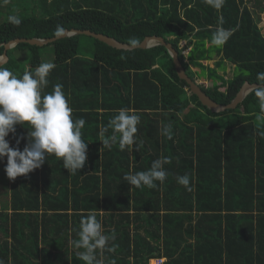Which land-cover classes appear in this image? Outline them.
<instances>
[{
	"label": "trees",
	"instance_id": "16d2710c",
	"mask_svg": "<svg viewBox=\"0 0 264 264\" xmlns=\"http://www.w3.org/2000/svg\"><path fill=\"white\" fill-rule=\"evenodd\" d=\"M263 12L264 0H225L220 9L205 0H9L0 6V55L8 41L54 37L58 26L89 29L123 43L157 35L172 43L196 79L189 59H206L209 49L201 42L211 41L222 26L234 31L223 46H215L222 52L218 64L229 60L239 71L201 87L228 104L245 81L257 83V73L264 71ZM10 17L21 23L13 24ZM80 35L43 45L53 46L50 63L55 65L44 94L63 85L73 119L86 121L81 129L88 143L86 164L69 175L62 158L49 154L39 169L12 181L4 171L6 157L0 160V259L5 264H85L73 241L79 239L81 218L94 214L104 234L116 236L112 252L97 250L102 264H150L162 257L163 264H264L258 98L249 93L236 108L212 111L179 77L165 45L119 49L88 35L93 49L88 56L80 51ZM193 38L196 48L187 51ZM40 47L20 42L8 49L2 65L18 77L34 73L43 63ZM20 48L30 51L28 66L15 56ZM121 108L141 117L135 144L123 151L120 134L109 127ZM166 125H171V139L162 135ZM102 128H108L104 136ZM27 131L17 125L6 138L10 147L22 151ZM113 135L111 148L103 147L102 140ZM19 137L25 139L17 145ZM161 157L170 160L164 165L168 176L156 188H136L124 180ZM185 174L191 190L177 182Z\"/></svg>",
	"mask_w": 264,
	"mask_h": 264
},
{
	"label": "clouds",
	"instance_id": "9594fccd",
	"mask_svg": "<svg viewBox=\"0 0 264 264\" xmlns=\"http://www.w3.org/2000/svg\"><path fill=\"white\" fill-rule=\"evenodd\" d=\"M209 6L220 9L225 0H205ZM10 21L19 25L21 21L10 17ZM223 21L221 19L220 24ZM232 29L222 26L216 28L212 34L211 43L215 46H223L232 36ZM64 29L57 28L56 35L60 36ZM130 49L141 46L138 39L128 42ZM53 63H42L36 67L34 73L26 71L22 76H17L8 68L0 64V160L6 157L4 171L9 180L14 181L19 176H27L39 169L47 160L49 154L62 158L64 169L69 175H76L84 168L87 161L88 143L82 139L81 129L85 124L83 118L73 119L72 108L69 106L63 85L56 84L53 90L44 94L48 85L49 73L54 69ZM257 83L245 86V91L254 94L258 98L260 113L256 116L257 130L264 137V71L257 73ZM140 115L127 108H121L110 120L109 127L114 133H119V148L123 151L127 146L135 144L137 125L140 123ZM17 125L26 128L27 144L21 151L18 147H10L9 134H15ZM108 131L102 128L100 135ZM162 135L172 138L171 125L162 128ZM21 139H16L19 145ZM116 141L115 135L102 140L103 147L111 148ZM138 150V146H137ZM170 162L169 158L161 157L154 160L146 171L128 173L124 176L132 187L141 188L147 186L156 188L157 182L164 183L168 176L164 165ZM177 182L187 190H191L190 177L185 174L177 177ZM78 240L73 244L78 252V257L85 264H102L97 258V250L112 252L116 240L115 233L104 234L102 223L96 215L90 214L81 218L80 228L77 232ZM0 264H5L0 259ZM113 264L115 262L113 261Z\"/></svg>",
	"mask_w": 264,
	"mask_h": 264
},
{
	"label": "water",
	"instance_id": "95a60500",
	"mask_svg": "<svg viewBox=\"0 0 264 264\" xmlns=\"http://www.w3.org/2000/svg\"><path fill=\"white\" fill-rule=\"evenodd\" d=\"M75 34H86V35L93 36V37L98 38L101 41H103V42L107 43L108 45L115 47V48L130 49L128 46V43L120 42L119 40L115 39L114 37H111V36L103 34V33H97V32H94L92 30H89V29H76V28L64 29V33L60 36L56 35V36L50 37V38H38V37L16 38V39L8 41L7 43L4 44L5 49H4L3 54L0 55V64H3L8 60V54H7L8 49L14 47L16 44H18L20 42H27V43H30L33 45L43 46L45 44H48L50 42L55 41L58 38L71 36V35H75ZM158 44H162V45H165L167 47V49L169 50V52L173 58V61L175 64V69H176L179 77L181 79L186 80V82L189 84V88H190L191 92L196 94L198 96L199 100L201 101V103L203 105L207 106L212 111L222 112V111H225L229 108H236L239 105V103H241L244 100V98L250 93V92L245 91V86L255 84V83H251L250 81H245L244 84L242 85V87L240 88V90L238 91V93L236 94V96L231 100L230 103H228V104L218 103L213 98H211L210 95H208L206 93V91H204V89L201 87V84L199 82H197L195 79H193L191 76H189V74L187 73V71H186V69L182 63V60L179 57V53H178L177 49L174 48L172 43L167 42L164 39V37L157 36V35L146 36L141 41V46H139V47L140 48H149L151 46L158 45Z\"/></svg>",
	"mask_w": 264,
	"mask_h": 264
},
{
	"label": "crops",
	"instance_id": "0c3cea01",
	"mask_svg": "<svg viewBox=\"0 0 264 264\" xmlns=\"http://www.w3.org/2000/svg\"><path fill=\"white\" fill-rule=\"evenodd\" d=\"M193 40L195 42L190 44L188 51H191L193 48H196L195 46L197 45V42H196L197 38L196 39L193 38ZM202 43H204V47H205L204 49H209L208 51L205 52V55L207 56V58L206 59H195V60L189 59V63L191 65L192 69H194V71H195V78H196L195 80L197 82H199L201 85L204 84L205 86H212V85H214V83L220 84L223 79H227L228 77H225L226 76L225 73L220 74L219 71L222 70L224 72L225 71L224 67H226V64H229V63L232 64V63L228 62V61L227 62L224 61L221 65H219L218 60L220 59L222 52H218L215 48V45H213L211 43V41L207 38L204 39L201 42V44ZM219 47H221V46H219ZM197 54H199V53H195V55H197ZM186 59H188V58L186 57ZM234 66H233V70H236V67L234 68ZM230 78L231 77H229L228 79H230ZM209 82H211V83H209ZM153 260H155V259H153ZM151 261H150V264H151Z\"/></svg>",
	"mask_w": 264,
	"mask_h": 264
},
{
	"label": "rangeland",
	"instance_id": "374dc122",
	"mask_svg": "<svg viewBox=\"0 0 264 264\" xmlns=\"http://www.w3.org/2000/svg\"><path fill=\"white\" fill-rule=\"evenodd\" d=\"M9 0H5V1H1L0 2V6H5V4H7ZM3 3V4H2ZM26 13H31V11H25ZM17 13H19L17 11ZM37 14H39V12H36ZM262 22L264 25V12L262 13ZM92 38L88 35L82 34L80 35V51L82 52V54L84 55H88L91 56L93 53V49H92ZM40 51H41V55H42V59H43V63H50L52 61V57H53V46L52 45H46V46H41L40 47ZM188 51V49H187ZM188 53V52H186ZM15 56L20 59V62L23 66H28L29 64V56H30V51L27 50L26 48H20L19 50H15ZM216 56V55H215ZM226 62H230L229 60H225ZM233 64H226V67H224L225 71L223 72L222 70H220V74H224L225 73V77H233L235 71L238 72L239 68L236 67V70H233ZM235 68V66H234ZM194 74L195 71L194 69H192ZM227 78V79H228ZM215 82V81H214ZM211 83V82H209ZM222 89H225L224 87ZM251 114H249L248 116H250ZM252 117V116H251ZM155 263V260L152 259L151 264Z\"/></svg>",
	"mask_w": 264,
	"mask_h": 264
},
{
	"label": "built area",
	"instance_id": "2783aa9c",
	"mask_svg": "<svg viewBox=\"0 0 264 264\" xmlns=\"http://www.w3.org/2000/svg\"><path fill=\"white\" fill-rule=\"evenodd\" d=\"M164 261H165V258H156L154 264H163Z\"/></svg>",
	"mask_w": 264,
	"mask_h": 264
}]
</instances>
